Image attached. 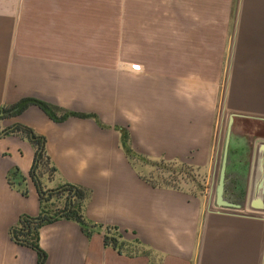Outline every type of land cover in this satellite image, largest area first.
<instances>
[{"label": "crops", "instance_id": "0c3cea01", "mask_svg": "<svg viewBox=\"0 0 264 264\" xmlns=\"http://www.w3.org/2000/svg\"><path fill=\"white\" fill-rule=\"evenodd\" d=\"M221 94L226 122H217ZM24 98L83 118L55 123L31 106L0 120V264H37L11 239L22 216L39 215L33 148L4 135L16 126L44 138L55 184L91 192L89 221L141 247L118 254L102 233L86 238L61 220L39 230L44 264H264V213L247 210L255 143L264 140V0L209 10L205 0H0V109ZM117 128L135 154L203 173L204 192L149 185ZM13 168L27 197L7 182ZM252 206L263 209L264 196Z\"/></svg>", "mask_w": 264, "mask_h": 264}, {"label": "trees", "instance_id": "16d2710c", "mask_svg": "<svg viewBox=\"0 0 264 264\" xmlns=\"http://www.w3.org/2000/svg\"><path fill=\"white\" fill-rule=\"evenodd\" d=\"M31 106L38 107L55 123H61L69 117L83 118V116H77L69 112L60 113L47 103L31 98H24L13 105L1 108L0 112H2L3 117L0 118V120L16 117ZM116 130L119 132L120 136V147L130 162L133 161L137 163L140 161L151 166L159 164L157 161H151L143 156L135 154L131 150L128 133L124 129L117 128ZM4 135H14L20 139L26 140L34 151L33 164L29 176L37 188L39 215L36 218L22 216L18 220L16 228L11 230V239L16 244L33 250L37 255V264H44L46 258L45 253L39 247V230L45 225L61 220L75 223L86 238H90L94 234L102 233L104 246L112 248L118 254L123 253L128 256H133L139 252L141 247L138 241L127 242L123 240L122 235L116 227L95 224L85 217V208L91 196L89 190L65 182L57 183L54 188H49L47 184H44V175L46 173H48L49 176L52 175V178L48 181V184H50L53 182L52 179L55 177L54 175L57 173V170L52 165L45 151V140L43 137L34 134L30 129L22 126H16L12 130L7 129ZM160 163H163V161H160ZM143 180L152 187L174 189L166 186V184L155 185L144 178ZM7 182L10 188L19 191L23 197L28 196L27 188L24 186L25 178L17 168H13V170L7 174ZM22 185L23 188L18 189V187ZM45 186L48 188L46 189ZM17 228H19V230H17Z\"/></svg>", "mask_w": 264, "mask_h": 264}, {"label": "rangeland", "instance_id": "374dc122", "mask_svg": "<svg viewBox=\"0 0 264 264\" xmlns=\"http://www.w3.org/2000/svg\"><path fill=\"white\" fill-rule=\"evenodd\" d=\"M206 8L209 10L214 7L219 8H254L259 7V3L261 0H220L216 3L217 6H214V0H205ZM258 4V5H257ZM111 55L114 53L113 46L116 44L117 37V18L111 17ZM224 93V89H223ZM223 98L221 94V99L218 107V115L217 122L221 119L223 122H226V114L224 112L220 113L221 109H223L222 104ZM229 122V120H228ZM263 125V124H262ZM264 126V125H263ZM224 139V137H223ZM226 139V138H225ZM225 150V140H222L220 147H218L217 152L221 153L223 158V153ZM229 151V146L227 147V153ZM221 158V159H222ZM155 166H151L144 162H137L138 170L141 173L142 178L146 179L152 184L162 185L166 184V186L174 188L176 190H183L192 195H198L200 192H204L206 185L208 184V177L203 176L198 170L194 167L188 166L186 164H181V162H166L160 163ZM222 162V160H221ZM220 162H217V165ZM219 166V165H218ZM219 168V167H218ZM52 178V175L49 176L48 173L44 175L43 181L44 184H47L49 188H54L56 185L54 183V178L52 179L53 183L48 184L49 179ZM47 186L46 189L48 188Z\"/></svg>", "mask_w": 264, "mask_h": 264}, {"label": "water", "instance_id": "95a60500", "mask_svg": "<svg viewBox=\"0 0 264 264\" xmlns=\"http://www.w3.org/2000/svg\"><path fill=\"white\" fill-rule=\"evenodd\" d=\"M230 123H231V118H229V125ZM227 147H228V133L225 139V150L221 162V173H220L221 176H220L218 191L222 190V182H223L222 175H223L224 167L226 165ZM263 150H264V140L257 141L255 143L253 165L251 170V180L249 182L248 200L249 202H251V205L247 206L248 211L255 213H264V207H262L263 209L261 208L257 209L252 206V202L254 200H257L260 195L264 196V156L261 155V153H263Z\"/></svg>", "mask_w": 264, "mask_h": 264}, {"label": "built area", "instance_id": "2783aa9c", "mask_svg": "<svg viewBox=\"0 0 264 264\" xmlns=\"http://www.w3.org/2000/svg\"><path fill=\"white\" fill-rule=\"evenodd\" d=\"M132 70L139 71V66H136V65L132 66Z\"/></svg>", "mask_w": 264, "mask_h": 264}]
</instances>
